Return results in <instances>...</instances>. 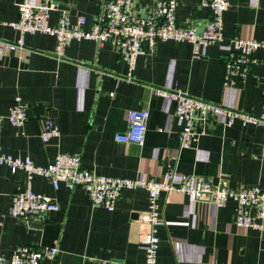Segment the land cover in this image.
Wrapping results in <instances>:
<instances>
[{
	"label": "crops",
	"instance_id": "0c3cea01",
	"mask_svg": "<svg viewBox=\"0 0 264 264\" xmlns=\"http://www.w3.org/2000/svg\"><path fill=\"white\" fill-rule=\"evenodd\" d=\"M0 0V42H14L19 33L4 22L18 19L17 4ZM54 6L49 22L57 24L62 9L74 23L85 17V29L94 23L95 0H41ZM206 0H176V23L199 29L211 19ZM156 0H133L138 16L152 15ZM223 13L225 39L252 38L264 43V0H229ZM25 48L7 50L0 43V150L13 157H28L46 166L60 153L77 154L84 168L110 177L158 179L174 170L176 179L198 174L232 189L243 185L264 188V127L235 121L224 125L212 117L197 123L196 139L180 148L181 124L174 104L155 92L174 88L224 107L259 114L264 106V46L254 55L257 65L248 74L224 83L226 42L200 47L193 54L188 41H158L154 49L128 65L110 42L72 40L57 59L52 35H24ZM21 102L28 119L14 125L9 108ZM149 113L144 144L121 143L114 134L128 127V111ZM51 117L59 135L43 142V119ZM27 173L0 165V254L8 260L17 245L55 246L53 260L40 264H142L144 249L138 242L144 226L139 216L148 208L142 188L124 189L114 209L90 203L81 188L60 183L55 189L40 175L30 179L35 192L51 196L58 210L31 216L26 221L8 214L12 194L24 187ZM158 203L165 224L158 227L157 264H264V225L261 230L234 223L236 202L218 207L192 202L178 191L162 192ZM253 212V209H251Z\"/></svg>",
	"mask_w": 264,
	"mask_h": 264
},
{
	"label": "built area",
	"instance_id": "2783aa9c",
	"mask_svg": "<svg viewBox=\"0 0 264 264\" xmlns=\"http://www.w3.org/2000/svg\"><path fill=\"white\" fill-rule=\"evenodd\" d=\"M99 11L89 29L84 28L85 17L79 15L74 23L67 10L62 9L57 24L49 22L54 6L41 0H23L17 4L18 19L4 22L17 30L19 37L14 42H0L7 50L21 51L25 48L24 35L40 32L54 36L53 54L57 59L64 56L66 46L72 40H92L96 43L110 42L128 65V75L134 69L138 55L146 49H154L158 41H188L193 46L194 56L200 54V47L212 42H226L227 53L224 59V83L235 77H245L250 68L258 64L254 55L257 48L264 46L261 41L252 38L223 36V13L229 7V0H206L211 19L201 29L191 26L182 27L176 23V0H156L152 15L138 16L132 11L133 0H95ZM155 92L174 104L175 116L181 124L177 133L180 148L189 147L196 139L197 123L206 124L215 117L224 125L235 121L243 124H255L264 127V106L259 114L248 113L200 98L190 96L177 89L157 87ZM149 113L145 109L128 111V127L114 134L121 143L144 144ZM9 119L14 125H23L28 119L27 106L15 102L9 108ZM59 135V129L51 117L43 119L40 138L43 142ZM6 164L12 172L24 170L27 180L23 188L11 196L8 214L26 221L31 216H42L58 210L57 202L48 195L35 192L30 179L40 175L57 189L60 183L68 188H81L90 203L113 210L116 200L124 189L142 188L147 192L148 208L139 216L144 226L139 231L138 242L144 249L142 264H157L160 239L158 227L164 225V213L158 203L162 192L178 191L192 202L213 203L218 207L229 199L236 202L234 223L239 227H252L261 230L264 225V188L259 185H243L239 189L230 188L225 179L213 183L203 175L189 174L176 179L174 170L164 171L158 179L110 177L84 168L77 154L58 153L46 166L36 165L28 157L22 159L3 153L0 150V165ZM253 209V212H251ZM55 246L33 247L17 245L8 260L0 254V264H40L44 258L53 260ZM105 264V263H103Z\"/></svg>",
	"mask_w": 264,
	"mask_h": 264
}]
</instances>
